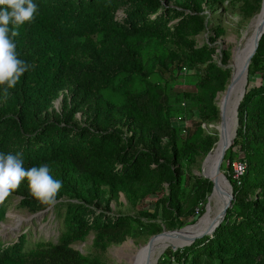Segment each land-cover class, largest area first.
<instances>
[{
	"label": "trees",
	"instance_id": "16d2710c",
	"mask_svg": "<svg viewBox=\"0 0 264 264\" xmlns=\"http://www.w3.org/2000/svg\"><path fill=\"white\" fill-rule=\"evenodd\" d=\"M218 1L222 6L239 2L250 13L259 9L261 0ZM33 2L38 6L35 18L22 25L15 38L19 58L27 62L29 70L7 96L6 85H0V152L22 153L26 168L47 163L53 177L63 182L52 205L59 220L58 235L54 240H30L26 233L12 240L0 239V264H104L70 246L90 229L96 230L93 244L99 248L131 233L134 215L98 211L93 205L94 198L104 193L103 185L117 198L119 190L144 175L147 189L160 187L162 182L168 185L151 215L160 213L165 221L174 217L183 221L195 209L205 212L212 181L193 176L182 197L188 174L178 166L206 154L217 138L215 128L214 133L201 137L204 128L200 124L219 119L216 94L229 81L231 52L221 46L217 51L219 46L213 43L224 31L219 20L212 13H201L202 9L193 10L190 3H182L188 8L185 11L167 6L163 0ZM121 5L124 14L119 17ZM202 28L209 32V41L191 45V36ZM183 60L192 64L198 78L192 90L182 93L193 100L201 115L198 128L186 137L179 136L178 127L166 115L169 80L177 70L187 68ZM248 71L249 76L259 72L261 80L246 86L237 107L236 134L223 156H230L236 147L246 163L238 176L224 169L232 185L231 205L211 233L164 253L170 264H264V32ZM67 80L75 89L89 87L96 104L110 115H125L155 137L169 133L168 151L166 148L160 155L149 149L129 151L131 140L123 139L118 128L109 129L106 120L91 128L46 118L42 112ZM64 195L74 200H58ZM15 196L19 206H46L30 194L25 179L0 205V221ZM167 224L174 226L172 221ZM151 225L152 232L160 230L157 222Z\"/></svg>",
	"mask_w": 264,
	"mask_h": 264
},
{
	"label": "rangeland",
	"instance_id": "374dc122",
	"mask_svg": "<svg viewBox=\"0 0 264 264\" xmlns=\"http://www.w3.org/2000/svg\"><path fill=\"white\" fill-rule=\"evenodd\" d=\"M163 2L167 6L176 7L178 9L185 8L182 3H190L192 4L193 10L202 9L200 10L201 13H206L207 15L213 14L214 19L219 20L220 24L224 27L223 33L217 36L213 43L219 46L217 47V51H219L220 46L223 48H229L231 54L228 59V64L232 62L234 48L244 41L246 31L248 30L252 19L260 10L259 6L257 11L255 10L246 13L239 6V2L230 6H222V3L218 0H163ZM123 9L124 5H121L117 10V16H123ZM184 10L188 11V8H185ZM175 20L176 18L170 20L169 24L173 23ZM208 35L209 32L205 28H202L191 36V41L189 43L197 46L202 42L209 41ZM169 46L171 49H174L175 44L173 41H169ZM218 56H216V58L220 62ZM171 58L174 57L171 56ZM183 65H186L189 69L186 68V71L183 69L185 72L181 69L177 70L172 74V78L169 80V86L167 88L166 115L169 122L178 127L179 136L186 137L190 132L198 128L197 124L201 121V115L192 103L193 100L190 99V97L184 96L182 93L183 90L193 89L198 74L192 69V64L189 61L183 60ZM165 74L167 73L164 72V75ZM260 80L261 74L259 72H254L249 77L247 86L250 87L258 84ZM75 88V84L71 83L69 80L62 82L54 93L51 105L47 110L42 112V115L48 119L68 120L71 124L86 125L91 128L98 127L100 121L106 120L109 121V129L116 127L120 130L123 139L128 138L131 140L129 151L149 149L156 151L158 155L162 154L166 148L168 151V146L171 142V136L169 133L155 137L152 131H149L146 128H140V126L136 125L134 122L129 121L125 115H110L105 107L96 104L94 94L89 87L86 89ZM225 88L219 90L216 94V102L218 106ZM190 107H192L191 110ZM219 120L220 116L215 122L209 124L203 122L200 124V126L204 128L201 131V137L214 133L215 130H213V128L217 130L216 125H218ZM218 132L219 131L217 130L216 140L218 139L219 141ZM215 141L212 146L215 144ZM217 143L214 148L217 146ZM234 149V152L231 153L230 156L227 155L223 158L222 170L224 171L225 169L228 173H237L238 163L244 161L242 160V151L236 149V147ZM205 155L206 154H198L193 161L188 162V160L184 164L178 166L180 170H183L188 174L187 183L184 187L182 197L186 196L190 184L193 181V176H202V164L207 157V155ZM158 158L160 161H163L162 156H158ZM143 177L146 176L141 175L134 178L124 189L119 190L117 198L111 196L110 191L108 190V185H103L104 193L99 197L94 198L95 203L93 205L98 211L103 210L104 212L109 213H129L134 215L135 217L132 220V231L130 234L126 235L121 241L112 242L103 248H99L93 244L96 230L90 229L84 235L75 238L70 243V246L84 256L96 257L104 264H127L126 259H124L125 257L119 254L118 247L126 242L130 244L132 243L138 247L144 246L152 235L169 229H182L189 225L196 224L205 214L204 213L199 217L195 223L193 222L204 211L199 213L198 210L195 209V211L189 213L183 221H181V218L179 217H174V219L165 221L164 218L160 216V213H158L157 216L151 215L155 209V201L168 191V185L166 182H162L160 187L153 190L147 189L146 184H148V182L145 183ZM248 196H250V194H248ZM70 199L73 198L64 195L58 200ZM185 204L187 203L185 202ZM170 221L174 223V226H168L167 223ZM156 222L160 225V230L152 232L151 223ZM58 227L59 220L55 217L52 205H46L39 209L30 206H19L18 196H15L13 202L6 211L4 219L0 221V239L2 241L12 240L22 233H26L30 240H54L58 235ZM174 250L176 249L171 247L164 250L158 258V260L162 259L159 264H170L165 260L164 253ZM163 259L165 262H163ZM158 260L156 264H158ZM214 261L217 263V260Z\"/></svg>",
	"mask_w": 264,
	"mask_h": 264
},
{
	"label": "bare ground",
	"instance_id": "6f19581e",
	"mask_svg": "<svg viewBox=\"0 0 264 264\" xmlns=\"http://www.w3.org/2000/svg\"><path fill=\"white\" fill-rule=\"evenodd\" d=\"M262 17V11L254 16L246 31L244 41L242 40L243 42L234 48V55L231 62L232 77L230 88L228 94L223 93L222 99L219 102L223 105L225 127L231 136H233L236 126L235 106L237 104V99L241 96L244 81L247 80L248 82L250 77L248 69L242 70V65L245 61L246 52L253 43L255 32ZM225 127L218 123L219 141L217 140V146L215 148L213 147L214 150L212 148L207 154L201 170V175L211 180L214 187H217L218 190L221 191V194H209L208 202L205 207L206 212H204L205 214L196 224L189 225L182 229L176 228L171 231L160 233L154 236L150 243L141 247L128 242L118 247L119 254L125 257L124 259H126L127 264H156L159 256L164 250L169 247L176 248L184 245L188 237L197 234L218 217L224 198L229 196L231 192L230 182L222 170L223 159L219 161Z\"/></svg>",
	"mask_w": 264,
	"mask_h": 264
},
{
	"label": "clouds",
	"instance_id": "9594fccd",
	"mask_svg": "<svg viewBox=\"0 0 264 264\" xmlns=\"http://www.w3.org/2000/svg\"><path fill=\"white\" fill-rule=\"evenodd\" d=\"M0 6V85H6L7 96L29 70L27 62L19 58L15 38L22 25L34 20L38 6L33 0H0ZM25 179L35 199L50 206L56 203L63 182L53 177L47 163L26 168L22 153L0 152V205Z\"/></svg>",
	"mask_w": 264,
	"mask_h": 264
},
{
	"label": "water",
	"instance_id": "95a60500",
	"mask_svg": "<svg viewBox=\"0 0 264 264\" xmlns=\"http://www.w3.org/2000/svg\"><path fill=\"white\" fill-rule=\"evenodd\" d=\"M261 11L263 12V17H262V20H261V22H260V24H259V26H258V28H257V30H256V32H255V36H254V39H253V43H252V45L249 47L248 51L246 52V57H245V61H244L243 65H242V70H243V69H248L249 64H250V61H251V58H252L253 54L255 53V51H256V49H257V46H258V43H259V39H260L261 35H262L263 32H264V0H261V5H260V10H259V12H261ZM227 66L231 68V63H229ZM230 70H231V69H230ZM231 77H232V74L230 73L229 81H228V83H227V85H226V88H225V90H224V93H225V94H228V90H229V88H230V83H231ZM247 83H248L247 80H245L244 83H243V88H242L241 96L237 99V104H236V106H235L236 126H235V128H234V134H233V136H231V134L226 130V127H225V121H224V114H223V105L219 103V116H220V120H219L218 123H220L221 126H224V127H225V129H224V139H223V144H222L221 153H220V156H219V161H221V160L223 159V156H224V154H225V152H226V149H227L229 146H231V144H232V142H233V140H234V136H235V134H236V127H237V124H238V120H237V107H238V104H239L241 98H242L243 95H244V92H245V90H246ZM216 128H217V125H216ZM217 130H218V128H217ZM218 137H219V132H218ZM216 141H217V140H216ZM216 141H215V143H216ZM212 147H213V146H212ZM212 147H211V148H212ZM209 151H210V150H209ZM209 151H208V152H209ZM208 152H207V153H208ZM207 153H206V154H207ZM218 163H219V162H218ZM228 180H229V179H228ZM229 182H230V181H229ZM230 185H231V183H230ZM211 193H215V194L219 195V194H221V191L218 190L217 187H214V185H212V188H211V191H210L209 194H211ZM208 196H209V195H208ZM207 199H208V197H207ZM232 199H233V192H232V185H231V192H230L229 196H226V197L224 198V202H223V204H222V207H221V209H220V214L218 215V217H217L214 221H211V222H210L207 226H205L204 229H202L200 232H198L197 234L193 235L192 237H188V238L186 239V242H185L184 245H188V244L192 243V241H193L195 238H197V237H201V236L204 235V234L211 233V232L215 229V227H216V226L221 222V220L223 219V217H224V215H225V213H226L227 208L231 205V201H232ZM205 206H206V204H205ZM175 229H176V228H175ZM171 230H174V229H169V230H166V231H163V232H160V233H164V232L171 231ZM160 233H157V234L152 235V236L149 238L147 244L150 243V242L152 241V239H153L154 236H156V235H158V234H160ZM184 245H182V246H184ZM178 247H181V246H178ZM176 248H177V247H176ZM176 248H174V249H176Z\"/></svg>",
	"mask_w": 264,
	"mask_h": 264
},
{
	"label": "built area",
	"instance_id": "2783aa9c",
	"mask_svg": "<svg viewBox=\"0 0 264 264\" xmlns=\"http://www.w3.org/2000/svg\"><path fill=\"white\" fill-rule=\"evenodd\" d=\"M183 69L186 70V67L183 66ZM245 166H246L245 161H240V162L238 163L237 173H234V176H238V175H240V174L244 171Z\"/></svg>",
	"mask_w": 264,
	"mask_h": 264
}]
</instances>
